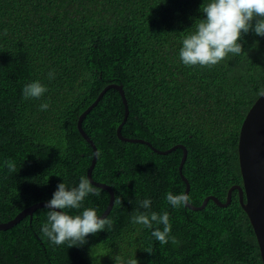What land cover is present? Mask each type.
<instances>
[{
  "label": "trees",
  "instance_id": "trees-1",
  "mask_svg": "<svg viewBox=\"0 0 264 264\" xmlns=\"http://www.w3.org/2000/svg\"><path fill=\"white\" fill-rule=\"evenodd\" d=\"M208 2L0 0V224L49 201L59 183L76 187L87 177L94 151L78 121L112 85L123 86L128 102L123 137L159 151L187 148L190 204L199 207L210 196L226 203L230 189L243 185L239 136L264 89V36L243 34V53L211 68L184 65L182 39L206 18L200 9ZM35 81L47 91L24 99V85ZM45 102L50 106L42 111ZM124 119L122 96L111 88L82 124L98 148L94 181L111 186L122 201L107 216L112 230L88 235L82 246L53 245L42 236L43 207L0 231V264H263L239 193L225 208L213 200L201 211L173 208L166 193L186 191L183 150L160 155L122 141L117 130ZM9 160L17 172L8 171ZM95 188L99 196L65 211L94 208L102 216L111 196ZM146 198L151 211L169 213L179 245H161L152 229L131 222Z\"/></svg>",
  "mask_w": 264,
  "mask_h": 264
},
{
  "label": "clouds",
  "instance_id": "clouds-1",
  "mask_svg": "<svg viewBox=\"0 0 264 264\" xmlns=\"http://www.w3.org/2000/svg\"><path fill=\"white\" fill-rule=\"evenodd\" d=\"M200 11L206 14V18L199 19L195 24V30L182 39L179 56L186 66L211 68L226 59L229 54L239 56L243 53L242 45L239 43L243 34L251 30L258 36H264V0H209L202 5ZM48 75L50 79L54 78V73L50 72ZM46 91L47 87L39 81L26 84L22 89L24 99H39ZM258 95L264 96V89L260 90ZM49 106V103L45 102L40 105V109L46 111ZM5 164L10 173L17 172L14 161L9 160ZM90 194L99 196L100 192L86 176L80 177L76 187L69 188L65 182L59 183L52 198L45 204L47 222L42 226V236L53 245L67 243L68 247H73L87 243L86 237L90 234L96 235L101 231L112 230V219L107 216L102 218L94 208H85L76 215H70L65 211L81 209L85 198ZM166 200L173 208H179L186 207L190 197L186 193L168 192ZM121 203L120 197L116 196L114 204ZM138 203L139 208L133 211L131 222L152 229V237L161 245L169 242L179 245V240L171 235L169 213L151 211L150 198L140 200ZM127 264H138V261L131 259Z\"/></svg>",
  "mask_w": 264,
  "mask_h": 264
},
{
  "label": "water",
  "instance_id": "water-1",
  "mask_svg": "<svg viewBox=\"0 0 264 264\" xmlns=\"http://www.w3.org/2000/svg\"><path fill=\"white\" fill-rule=\"evenodd\" d=\"M117 89L123 99L124 107H125V119L123 124H121L117 130V136L119 139L129 143H141L148 145L152 148V150L160 155H168L172 153L176 149L183 150V158L181 161V167H179V172L182 180L186 184L185 193L189 195L190 193V183L188 179L183 174V167L186 165V160L188 157V150L184 145H177L170 150L167 151H159L155 147L152 146L151 143L146 142L140 139H128L123 137L122 135V127L127 121L129 116L128 102L125 96V92L122 85H112L108 86L96 100V102L88 108L79 118L78 121V130L81 136L92 146L94 151V159L92 161L91 167L87 172V178L90 179L93 186L104 189L110 193L111 200L106 212L102 215L106 217L112 211L114 206L115 194L111 186L106 184L98 183L94 181L92 173L97 165L98 159V148L96 147L93 140L85 133L83 130L82 124L83 120L86 116L96 108L99 104L105 93L111 89ZM239 163H241V175L243 180V185H235L233 186L227 197V202L222 203L218 198L214 196H210L206 198L203 204L199 207L193 206L188 203L186 206L193 211H201L203 210L209 203V201L213 200L219 207L225 208L228 207L232 202L233 192L237 191L239 193L240 204L244 210V212L248 215L251 225L254 229L255 235L257 237L261 257L264 264V96H261L256 103L252 106L250 111L248 112L239 136ZM46 202H40L38 204L33 205L32 207L24 210L20 213L14 220L0 224V231H5L11 229L20 221L25 219L27 216L32 217L34 212L40 208L45 207Z\"/></svg>",
  "mask_w": 264,
  "mask_h": 264
}]
</instances>
